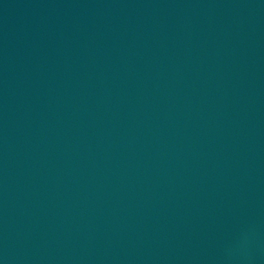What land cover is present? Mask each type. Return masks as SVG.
I'll return each instance as SVG.
<instances>
[{
	"label": "water",
	"instance_id": "1",
	"mask_svg": "<svg viewBox=\"0 0 264 264\" xmlns=\"http://www.w3.org/2000/svg\"><path fill=\"white\" fill-rule=\"evenodd\" d=\"M0 264H264V0H0Z\"/></svg>",
	"mask_w": 264,
	"mask_h": 264
}]
</instances>
